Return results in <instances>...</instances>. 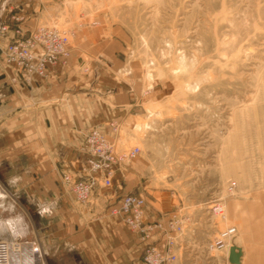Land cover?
I'll return each mask as SVG.
<instances>
[{
  "label": "rangeland",
  "instance_id": "rangeland-1",
  "mask_svg": "<svg viewBox=\"0 0 264 264\" xmlns=\"http://www.w3.org/2000/svg\"><path fill=\"white\" fill-rule=\"evenodd\" d=\"M47 2L56 4L27 27L72 31L75 50L72 64L48 89L87 95L89 112H123L107 119L118 122L117 134H106L119 150L140 147L122 167L119 183L143 196L145 218L184 207L203 246L228 225L240 232L242 218L262 228L264 0ZM67 80L70 91L63 86ZM231 181L237 182L234 195L226 192ZM219 196L226 197L228 221L210 215ZM25 216L30 239L38 219L32 212ZM37 247L44 264H84L65 247L51 246L49 254L47 246ZM208 256L201 261L225 264L224 251Z\"/></svg>",
  "mask_w": 264,
  "mask_h": 264
},
{
  "label": "crops",
  "instance_id": "crops-1",
  "mask_svg": "<svg viewBox=\"0 0 264 264\" xmlns=\"http://www.w3.org/2000/svg\"><path fill=\"white\" fill-rule=\"evenodd\" d=\"M55 4L47 0H0V26L13 10L25 16V26H32ZM0 36V239H19L34 247L42 244L47 246V250L43 247L46 254L51 246L65 247L78 254L84 264H145L142 254L146 244L120 215L110 212L123 195L130 193L129 185L119 183L122 167L116 172L113 189H97L90 204L79 202L60 183L61 172L78 169L85 158L82 146L86 134L95 127L110 132L109 118L123 112H89L92 105L87 95L65 96L66 92L61 94L58 88L48 89L57 85L60 72L72 64L74 48L68 64L52 67L48 78H37L30 84L12 82L14 70L4 61L1 49L15 34L9 30ZM85 83L78 82L77 86ZM72 85L70 80L63 84L66 91ZM54 101L60 103L52 104ZM26 212L38 219L31 224L30 239ZM12 213L18 215L8 218ZM262 215V228L244 218L240 232L237 228L240 240L233 244L240 251L239 264H264ZM35 228L44 234L38 231L37 235ZM158 239L154 236L153 242ZM173 264L205 263L183 251Z\"/></svg>",
  "mask_w": 264,
  "mask_h": 264
},
{
  "label": "built area",
  "instance_id": "built-area-1",
  "mask_svg": "<svg viewBox=\"0 0 264 264\" xmlns=\"http://www.w3.org/2000/svg\"><path fill=\"white\" fill-rule=\"evenodd\" d=\"M24 23L25 16L12 11L3 20L0 32L13 30L15 37L1 49V55L14 70L11 81L30 84L37 78H48L52 67L68 64L74 33L54 25L40 24L30 28ZM109 126L117 134L118 122L113 120ZM82 150L86 156L80 167L61 172V180L64 188L78 201L90 203L97 189L114 186L117 170L136 157L140 147L131 146L119 150L116 139L111 140L103 130L95 127L86 134ZM236 189L237 182L231 181L226 192L234 195ZM110 212L120 215L126 225L137 234L140 242L146 244L142 254L145 264H173L183 251L200 260L205 257L209 260L211 252L224 251L225 264H239L230 260L232 247L240 252L238 246L232 243L238 235L235 225L218 230L214 238L203 246L196 233L197 229L190 228L192 215L184 207L163 218L146 219L143 196L130 192L123 195L118 204L111 207ZM209 212L211 217L225 221L226 197L214 198L209 205ZM156 235L159 239L153 242ZM42 261L43 254L38 247L19 239H0V264H44Z\"/></svg>",
  "mask_w": 264,
  "mask_h": 264
},
{
  "label": "water",
  "instance_id": "water-1",
  "mask_svg": "<svg viewBox=\"0 0 264 264\" xmlns=\"http://www.w3.org/2000/svg\"><path fill=\"white\" fill-rule=\"evenodd\" d=\"M240 252H236V248L232 247L230 249V260L234 263H239Z\"/></svg>",
  "mask_w": 264,
  "mask_h": 264
},
{
  "label": "bare ground",
  "instance_id": "bare-ground-1",
  "mask_svg": "<svg viewBox=\"0 0 264 264\" xmlns=\"http://www.w3.org/2000/svg\"><path fill=\"white\" fill-rule=\"evenodd\" d=\"M227 217H228V215H227ZM227 220V219H226ZM228 221V220H227Z\"/></svg>",
  "mask_w": 264,
  "mask_h": 264
},
{
  "label": "clouds",
  "instance_id": "clouds-1",
  "mask_svg": "<svg viewBox=\"0 0 264 264\" xmlns=\"http://www.w3.org/2000/svg\"><path fill=\"white\" fill-rule=\"evenodd\" d=\"M45 211H47V209H45Z\"/></svg>",
  "mask_w": 264,
  "mask_h": 264
}]
</instances>
